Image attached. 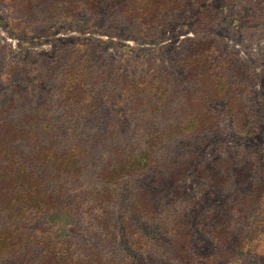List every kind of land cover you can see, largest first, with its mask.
<instances>
[{"label": "trees", "instance_id": "1", "mask_svg": "<svg viewBox=\"0 0 264 264\" xmlns=\"http://www.w3.org/2000/svg\"><path fill=\"white\" fill-rule=\"evenodd\" d=\"M27 2L22 10L9 8L23 18L14 26L7 23L8 28L39 33L55 21L74 23L86 11L103 27L133 29L131 37L146 42L162 41L173 20L200 6L201 0ZM38 8L44 12L37 18ZM200 22L204 28L212 27L209 10L201 14ZM216 44L199 36L191 40V52L181 54L179 66L190 83L186 93L168 72L128 70L93 44L65 47V55L45 61L44 75L52 85L44 95L19 86L15 93H7L0 101V264H121L111 252L120 234L139 253L157 256L172 244L176 251L169 257L174 262L194 264L188 251L192 235L185 228L187 215L177 205L159 210L152 190L137 187V177L162 164L158 180L177 182L188 160L176 164L157 158H165L166 144L194 143L214 133L220 116L212 110L213 101H224L233 110L229 117L235 127L247 133L252 117L239 111L245 86ZM21 65L0 68V75L12 80ZM170 170L174 172L165 177ZM126 183L131 198L123 201ZM237 194L230 204L240 214L250 213L258 204ZM138 215L159 225L161 242L168 243L137 231L132 218ZM87 219L113 256L106 259L101 245L74 242V233ZM231 235L224 223L214 230L215 240L223 245Z\"/></svg>", "mask_w": 264, "mask_h": 264}, {"label": "rangeland", "instance_id": "2", "mask_svg": "<svg viewBox=\"0 0 264 264\" xmlns=\"http://www.w3.org/2000/svg\"><path fill=\"white\" fill-rule=\"evenodd\" d=\"M27 1L0 0V68L22 64L12 80L0 75L1 102L7 93H15L17 86L39 93L48 91L52 82L44 75L45 61L59 53L65 55L62 51L65 47L78 49L89 44L100 45L108 56L122 61L128 70H139L143 74L159 69L168 72L181 82L185 88L183 93H186L190 83L179 66L181 54L191 52V40L196 37L217 41V48L227 56L226 63L233 64H229V68L235 70L245 86L239 96L243 105L239 106V111L249 112L252 117L247 133L242 134L235 127L229 117L233 110L231 113L224 101H213L212 110L220 116L219 127L214 133L194 143L175 141L166 144L165 158H157L176 164L188 160L181 167L179 180L174 183L159 181L163 174L161 164L159 169L147 175L140 173L143 176L137 177V187H148L143 189L147 192L152 190L159 210L166 212L168 206L177 205L187 215L185 228L192 235L188 251L193 255L194 264H264V0H201L200 6L181 14L180 20H173L162 41L146 42L133 39V29L103 27L98 23L99 19L95 20L86 11H81L74 23L55 21L53 27L39 33H19L8 28L7 23L14 26L23 18L18 19L9 8L22 10ZM207 10L214 23L212 27L204 28L200 17ZM34 11L37 18L44 12L40 8ZM103 12H97V16ZM90 20L92 25H89ZM187 152L190 157L181 158ZM173 172L170 170L164 176ZM129 188L126 183L123 201L131 198ZM237 192V195L251 197L258 203L250 213L240 214L230 204L231 196ZM132 221L137 231H144L150 240H163L159 225L144 222L139 215ZM219 223L232 230L233 236L227 245L214 238ZM97 231L87 219L74 233V242L79 246L84 243L101 245L100 251L106 259L114 255L121 264H177L169 257L176 251L172 244L164 247L167 253L144 255L137 252L123 234L118 235L111 255L109 247H103L104 244L98 241Z\"/></svg>", "mask_w": 264, "mask_h": 264}]
</instances>
